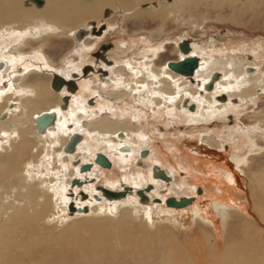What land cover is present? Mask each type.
<instances>
[{
    "label": "rangeland",
    "instance_id": "rangeland-1",
    "mask_svg": "<svg viewBox=\"0 0 264 264\" xmlns=\"http://www.w3.org/2000/svg\"><path fill=\"white\" fill-rule=\"evenodd\" d=\"M25 1L21 0L20 2L22 11H36L34 4H30L28 7L24 3ZM39 1L43 3V0ZM119 1H115L116 3L114 2L113 5L103 6L95 15L92 14L90 17L85 13V10L90 7H80L79 15L70 18L68 21L67 27L71 31L62 36L55 35V30H51L50 28H35L31 26V23L22 21L21 19L12 23L0 22V24H11L10 29L17 32L11 37L6 36V32L0 34V45H6L0 57L5 61H10L9 66L14 73H16L17 69L24 71L21 63L28 62L29 60H36L54 69L65 68L69 64L65 55L66 51H69L74 46L71 37L73 31L77 28H83L90 19L101 16L97 22L93 21L92 25L88 26L91 28L92 33L90 42L92 44L94 41V43L89 50L82 52L84 59H81V63L92 64L95 59L92 53L98 51L102 45L112 46V49H109L110 58L112 56L117 61L116 57L123 54L121 44H124L125 49L123 50L129 54V62L133 66L143 68L148 63L150 68L154 64L156 67H160L164 62L178 58L176 41L183 34H186L190 39L202 44L206 48V51L208 48H218L217 51L220 50L219 54H203L202 47L199 45L200 47L196 52L202 54L205 58L211 57L212 59L216 58L222 61L231 58L237 64L238 62L242 64L243 62H250L259 66L260 71L264 72V0H187L189 3H185V6L179 3L180 0H175L178 1V4L172 9L174 11L172 20H168L170 19L168 15L167 19L161 25L159 24V27L161 26L162 28L160 30L159 27H156L157 29L155 28L158 31L156 34L153 32L154 24H144L141 22L144 17H149L148 13L152 12L154 5L150 3L148 9L145 11L139 10L138 7L140 3L151 0H138L136 8L133 7L126 14L118 6ZM152 1L153 3H158L156 0ZM166 5L168 4L165 0H161L160 4L154 7V10L158 7H165ZM107 7L113 10L108 9L105 13L101 14ZM134 10L138 14H132ZM135 15L140 16H137L136 19L130 18L135 17ZM24 40L27 42L26 46L23 44ZM141 41H150L152 44L161 43L163 47L159 50L157 57H151L150 53H143L139 50ZM41 45L42 48L40 49ZM59 47L65 48L60 54L58 52ZM229 49H232V52L233 49L237 52L230 54L227 52ZM17 56H21L17 60L19 62L14 59ZM38 56H40V59H37ZM77 58L78 56H74L72 62L78 63ZM32 67L34 68V66H28L29 69ZM115 67L123 73V78L129 74L121 62L116 63ZM29 69L19 74L24 75ZM32 69V73L37 72V75L36 77L35 75L27 76V79L38 78L41 80L44 79L45 81L49 80L48 73L39 71L37 68ZM233 69L235 68L233 67ZM3 75H0V77H3ZM6 80L5 78L4 81ZM130 83H135V79H131ZM91 86L97 87L100 93L112 94L121 92V89H115L110 86L106 88L99 87L96 83H92ZM190 89L195 90L196 88L191 87ZM8 90H12V93L18 96L17 91L15 92L11 82H9L6 88L0 87V97L11 94ZM20 93H23V91H20ZM84 96L87 98V102L92 100L91 95L88 93H85ZM134 97L133 94H126L111 103V105L115 109H120L122 107L118 103L121 100H126L127 103L132 102L135 105L137 103L134 102ZM241 98L242 100H239L236 97L234 99L235 101L231 99L229 103L225 99L220 101L218 105L216 104V107L220 108L217 111L216 118H201V120L194 122L193 120L191 122L187 115H185L186 120L190 122L184 121L178 111L175 115L170 114L169 111L172 107L169 108L167 106L169 104L167 101L160 102L157 107L156 104H152L149 110H146V113L143 112L142 114L134 107L128 106L129 104L123 105L128 109L127 117L125 119L121 118L120 120L125 123H130L132 129L129 125L123 123H118V128H128L132 132L142 133L146 138V144H139V148H149L150 156L132 160L131 165H129V161L131 158H134V154L127 164H119L117 159H115L118 165L126 166V174L120 177H127L129 179V186H137L138 188H132L134 191L136 189L138 190L142 183L152 185L155 183L151 192L148 193V195L151 194V199L146 204H140L138 197L134 196V194H128L120 200H107L103 199L105 197L94 195L93 198L88 197L82 202L75 197L76 207L83 208L85 204L87 207L98 206L97 215L112 219L117 218L122 209L128 208L138 220L137 223L141 224L138 228L140 227L142 229L146 227L150 232L170 226L180 233L186 232L187 230L188 233H192L197 226H204L202 223L205 221L209 227L211 225L214 227L220 237L224 238L230 218L226 215L224 209H218L217 206H213V197L219 194H225L222 190L226 189L228 191L230 188L229 193L232 197L234 196L231 199L235 200V207L229 209V212L239 213L241 215L246 214L249 218H253L250 212L252 202L247 199L245 189H248L250 175L252 177L264 174V91L256 94L255 97L250 98L243 95ZM92 102L103 105L101 99H93ZM222 105H225V107L221 108L220 106ZM208 108L215 107H212L210 103L208 105L204 101L197 108L198 113L196 115L200 117L201 113ZM12 110V113L17 114V108H13ZM98 117L96 115L94 118L101 119ZM111 117L112 119L113 117L115 118V116ZM2 135L0 136V152H2L4 146L8 147L7 145H9L11 139L15 143L22 139V136L20 138L16 133L10 136L5 133ZM54 140L46 137H36L34 139L36 146L34 145L29 150L27 160L24 164V174L29 184L31 182H37V180L40 182L43 178L46 180L50 178L51 173H47V170L51 172V168H55L56 172H60L62 163L58 161V154L53 155V152L59 149L54 144ZM90 145L94 146L95 144L94 142L88 143V146ZM134 151L136 154L138 149H134ZM83 152H80L82 158L84 156ZM31 155H34L33 159ZM223 155L225 156L224 163H227L229 168L223 167L218 162L216 166L212 165L210 161L213 160V156L224 157ZM55 157L58 160H55ZM86 157V159L89 158L88 156ZM149 157H152L153 161ZM86 159H82V161ZM138 163L146 165L148 167L147 171H139L140 167H138ZM152 163H157V165L153 164L150 167ZM155 166L169 176V184H166L161 179L154 180V182L147 179L148 171ZM76 167L74 166L67 173ZM95 170V168L91 170L90 176L94 177L96 174L100 178L95 183L98 186L107 184L112 187L115 184L113 187H116L118 184L115 181L121 179L119 178V174H117L121 172L118 167H115L112 173H109L111 179L106 178L105 183L103 176L95 172ZM101 173H103L102 170ZM234 175L241 181L240 188L234 185ZM136 181H139V183H136ZM111 182L113 185L109 184ZM92 184L84 188L86 190L90 187L93 188ZM141 187L144 186L141 185ZM45 188H47L53 200L57 197L54 200L55 214L47 219L45 226L56 225V231L54 233L57 231L61 232L66 228L68 223L80 219L81 216L75 213L71 214L68 212L69 210H66V204L70 198L66 193V189L64 190L61 186H58L57 182L46 183ZM157 198L162 200V203H152V200ZM170 198L174 200L192 198L193 201L186 208L173 209L167 207L164 202V200L166 201ZM6 201H11V197H8ZM202 210H205L206 214ZM89 215L90 217L94 216L93 213ZM5 219L6 216H0V223ZM252 221L258 225V220L255 215ZM136 224L134 223V225Z\"/></svg>",
    "mask_w": 264,
    "mask_h": 264
},
{
    "label": "bare ground",
    "instance_id": "bare-ground-1",
    "mask_svg": "<svg viewBox=\"0 0 264 264\" xmlns=\"http://www.w3.org/2000/svg\"><path fill=\"white\" fill-rule=\"evenodd\" d=\"M115 1L119 0H43V3L39 0H26L24 2L26 6L29 7L30 4H34L36 8V11L32 10L28 12L21 10V0H0V22L12 23L21 19L22 21L31 23V26L35 28H50L51 30H55V35L62 36L71 31L67 27L68 21L70 18L79 15L80 7H90L85 10V13L90 17L92 14L95 15L103 6L113 5ZM178 1H169L165 7H158L155 10L153 7V10L151 9L152 12L148 13V16L151 20L158 19L162 23V21L167 19L168 14H173L174 11L172 9L177 6ZM180 1L179 3H182V6H185V3H189L187 0ZM137 4L138 0H122L119 1L118 6L126 14L133 7L136 8ZM132 14L138 13L134 10ZM137 16L139 15H135V17ZM10 25L8 23L0 24V34L6 32V36L11 37L17 33L10 29ZM160 29L161 26L159 27ZM23 44L26 46L27 42L24 40ZM84 45L86 46L85 43ZM5 48L6 45H0V55ZM41 48L42 45L40 46ZM157 49L158 47L154 48V50ZM194 53L198 54L201 59L197 66V78H201L202 81H208L212 74L216 72L221 74V78L216 81L213 90L206 91L204 98L200 99L197 96L200 92L197 89L191 90V87H187L186 83L183 82L185 80L179 82L182 75L178 74L180 75L179 77L176 74L168 72L165 66L158 70H147L144 67H139L142 76L137 79L136 83H141L144 79L153 77L155 79L154 93L167 94L171 99L174 98V94H180V99L185 95H190L194 101L198 102V105L194 106L195 108H199L204 100L210 101V105L214 107V104L218 105L220 103V98L218 99V97L224 96V94L226 102L229 103L231 99L235 101L236 97L242 100L241 97L243 95L251 98L264 91V72L260 71L259 66L250 62H243V64L238 62L237 64L231 58L226 61L216 58L212 59L211 57L205 58L202 54ZM19 57L21 56L14 57V59L17 61ZM37 59H40V56ZM66 59L67 61L71 60L70 57ZM0 63V75L1 73L4 74L3 77H0V81H3L5 78L8 79L7 82L5 81V84L3 83V88H6L9 82H11L12 87L18 94L17 96L12 93L0 97V116L5 114V118L0 119V136L4 133L9 134V136L16 133L20 138L22 136V139L16 143L11 139L9 145H7L8 147L4 146L2 152H0V216H6V219L0 223V264H264V174L252 177L250 175L248 189H245L247 199L252 202L250 212L253 218H249L246 214L241 215L229 212V209L235 207V200L231 199L234 196L230 195L229 187L228 191L226 189L222 190L225 194L213 197V206H217L218 209H224L226 215L230 218L224 238L220 237L214 227L212 225L209 227L205 221L202 223L204 226H197L192 233H188V230L180 233L170 226L150 232L146 227L142 229L138 228L141 224L137 223L138 220L128 208L122 209L118 217L112 219L97 215L98 206L87 207L86 204L83 205L87 209L85 213L78 211L82 207H77L75 214L80 215V219L68 223L63 231L54 233L56 225H45L47 224V219L55 214L54 200L57 197L53 200L51 194L45 188L46 183L57 182L58 186L68 191L73 176H79V179H81L79 181L85 180L80 178L82 174L78 172L77 167L67 173L65 179L60 176L58 177L59 173L67 168L66 162L70 159L72 160V158L67 159V157L63 156L62 152H64L63 147L70 134L75 131L73 127L69 126L67 128L66 126L69 120H72L73 113L69 111L70 117H67L60 110L61 95L50 88L49 80L45 81L38 78L27 79V76L31 74L35 75V77L37 75V72L32 73L31 69L33 67L29 69L28 66H34L33 69L37 68L38 70H42V68L43 70L45 68H48V70L54 68L36 60H29L28 62L21 63L24 71L29 69L26 74L21 75L19 73L24 71L17 69L16 73H14L9 66L10 61H5L0 57ZM12 74L18 75L9 79ZM113 75V77H117L115 81L121 80L119 78L121 74L117 70H113ZM127 79L125 82H128ZM162 83L163 87L158 89L157 87ZM134 89L135 87L132 91ZM20 91H23V93H20ZM14 96L16 97L14 98ZM140 99L142 100V98ZM155 99L153 97L156 103L159 104L161 102V100ZM168 107L172 106L168 105ZM220 107H225V105ZM13 108H17V114L12 113ZM218 109L220 108L216 106L215 108H208L201 113L198 120L201 118L206 119L207 117L216 118ZM197 110L194 109V112L196 113ZM45 111H53L58 116L57 122L55 120L54 125L50 126L44 135L46 133L55 134L54 144H57L59 149L53 152V155L58 154L57 157L61 161L62 166L59 173L55 171V168H51V172L47 170V173H51V177L47 180L43 178L40 182L37 180V182L29 184L24 174V164L29 150L35 145L34 139L36 137L44 138V135L38 133L36 130L35 117ZM194 112L191 113L193 114ZM191 113L187 112L186 115L191 122L192 120L194 122V117ZM118 123H112L107 118L85 119L84 124L86 128L84 125L81 127L88 137L91 138V134H95V145L88 146L86 138H82L80 144L78 143L77 145L79 152L86 150L81 148L82 144L86 145L85 148H88V156L93 159L101 143L106 142V146H108L107 150L111 154L117 153L116 158L118 163L127 164L133 154H135V151L132 148L124 147V139L129 140L132 138L133 141L131 140V143L135 144V137L136 135L139 137L140 134L125 128L119 129ZM94 128H98V130ZM121 131H123L124 136L119 133ZM116 134L124 138L115 137ZM105 154L113 157L107 152ZM31 156L33 159L34 155ZM86 158L84 155L82 159ZM212 158L213 160L210 161L212 165L216 166L218 162L223 167L229 168L227 163H224L225 156H213ZM88 161L89 158L84 160V162L89 163ZM93 168L101 172L98 167L94 166ZM90 172H88V175H84L87 179L91 178ZM147 177L149 181L158 180L156 177L153 178L151 168L148 171ZM233 180L234 185L240 188L241 181L239 178L234 175ZM128 181L127 177H122L119 181H115V183L123 187L124 184H128ZM136 183H139V181H136ZM165 183L169 184L170 181ZM109 184L113 185L112 182ZM146 196L148 197L146 202H148L151 199V194H146ZM8 197H11V201L9 202L6 201ZM121 198H124V196ZM121 198L112 199L120 200ZM190 201L191 204L193 199L191 198ZM146 202L140 201L139 203L146 204ZM153 203L159 204L160 200L159 202H154L153 200ZM190 204L181 207H172L167 204L166 206L173 209H183ZM202 211L206 214L205 210ZM91 213L94 214L93 217H90L89 214ZM254 215L257 217L258 225L252 221ZM134 223L138 225L136 224V226Z\"/></svg>",
    "mask_w": 264,
    "mask_h": 264
},
{
    "label": "flooded vegetation",
    "instance_id": "flooded-vegetation-1",
    "mask_svg": "<svg viewBox=\"0 0 264 264\" xmlns=\"http://www.w3.org/2000/svg\"><path fill=\"white\" fill-rule=\"evenodd\" d=\"M156 1H158V3H153V1L151 0V1H146V2H142V3H140L139 5H138V7H139V10H141V11H145L146 9H148V5L151 3V4H153L154 5V7H156V6H158V4H160V1L161 0H156ZM169 1H173V0H165V2L168 4V2ZM165 4V3H164ZM108 9H111V10H113L112 8H109V7H107V8H105L103 11H102V13L101 14H103V13H105ZM114 12V11H113ZM176 14V13H175ZM169 15V18L170 19H168V20H172L171 18L173 17V15L174 14H168ZM140 16V15H139ZM142 16V15H141ZM101 17V16H100ZM100 17H98V18H92V19H90V21L89 22H87L84 26H83V28H78V29H75L74 31H73V33H72V39H73V43H74V46L72 47V48H70V50L69 51H66V57H68V55H69V57H70V61L68 60L67 62L69 63L65 68H61V69H59V68H55L56 70H54V69H50V70H48V68H45V70H43V68H42V70H39V71H42V72H45V73H47L48 72V74H49V81H50V88H51V79H52V76L54 75V74H58V75H60L61 77H63L65 80H68V79H73V82L76 84V87H77V90L75 91V92H68L67 90H66V88L65 87H62L60 90H58V91H56V90H53L52 88V90L54 91V92H56V93H59L60 95H61V98H62V96H64L65 94H68L69 95V97H70V99H69V101H68V105H67V107H66V109L65 110H61L67 117H70L69 116V114H68V112L69 111H71L72 113H73V116H72V120H69V122L66 124V126H67V128H69V126L70 127H73V129H75V131L74 132H78V133H80L81 135H82V138H86V141L88 142V143H93L94 142V140L96 139V137H95V134L94 133H92L91 134V138L90 137H88L87 135H86V133H84L85 131H83V129H82V127L81 126H83L84 125V127L86 128V126H85V119H87V118H94V117H96V115H98L99 117L98 118H107L108 120H110V122H115V123H118L119 122V124H125V125H129L130 127H131V125H130V123H125V122H122L120 119L121 118H126L127 117V107H125V106H123V105H126V104H129L128 106H132V107H134L139 113H146V110L148 111L149 110V107H151L152 106V104H156V107H157V105H159L158 103H156L154 100H153V97H154V99L155 100H157V99H160L161 100V102H163V101H167V102H169L170 104H168L169 106H172V108H170V114H173V115H175L176 113H177V111L182 115V117H183V119H184V121H186V122H190V121H187L186 120V113L187 112H189V113H191V112H194V110L192 111V110H189V106L191 105V104H193L194 106H196V104L198 105V102L197 101H194L193 99H192V97L190 96V95H185L182 99H180L179 97L181 96L180 94H174L173 96H174V98H170V97H168V95L167 94H159V93H154V82H155V79L153 78V77H151V78H146V79H144L141 83H136V81H137V79L138 78H140L141 76H142V74L140 73V71H139V67H136V66H133L130 62H129V54L127 53V52H125L123 49H125L124 48V44H121V47H122V52H123V54L122 55H119L118 57H116V60L117 61H115L114 60V58L111 56V58H110V48L112 47L111 45H102V46H107V49H105L104 51L101 49V47L102 46H100L99 47V50L98 51H95V52H93L92 54H93V57L95 58L94 59V62H92V64L91 63H81V59H84V56H82V52H85V51H87V50H89L92 46H93V43H94V41H93V43L91 44V42H90V37L92 36V33H91V28L90 27H88L89 25L91 26L92 25V23H93V21H95V22H97L98 20H99V18ZM130 18H132V19H136L137 17H130ZM142 23H144V24H154L155 26H154V29H153V32H154V34H156L158 31L156 30L157 28L156 27H159V24L161 25V21H158V19H154V20H151V18L150 17H144V19L141 21ZM164 21H162V23H163ZM167 23V22H166ZM156 28V29H155ZM162 28V27H161ZM96 40H97V38H96ZM184 40H187L188 41V46H189V48H190V51H189V53L187 54V55H195V56H197L198 58H199V61H198V64H199V62H200V57L198 56V54H196V53H194V52H196V50H198L199 49V45H201V47H202V50H203V54H212V53H215V54H219L220 53V50H218L217 51V49L218 48H208L207 49V51H206V48L202 45V44H200V43H198L197 41H195V40H192V39H190L186 34H183L177 41H176V45H177V48H178V44L180 43V42H182V41H184ZM194 42V43H193ZM84 43L85 44H88V45H84ZM196 43V44H195ZM198 44V45H197ZM151 45V46H150ZM153 46V47H152ZM154 47H159L157 50H154ZM163 47V45L161 44V43H156V44H152L150 41L148 42H146V41H141V47H140V49L139 50H141L143 53H150V56L151 57H157V55H158V52H159V50L161 49ZM145 48V49H144ZM64 49L65 48H63V47H59V49H58V52H59V54L61 53V52H63L64 51ZM112 49V48H111ZM144 49V50H143ZM151 49V50H150ZM221 49V48H220ZM114 50V49H113ZM232 49H229L227 52L228 53H230V54H234L235 52H237L236 50H234L233 49V52L231 51ZM155 53V54H154ZM154 54V55H153ZM177 54H178V58L177 59H175V60H173V61H176V60H180V59H182V58H184V56H186V54H184V53H182L180 50H179V48H178V50H177ZM98 55H100V57L98 56ZM74 56H78V58H77V60H78V63H73L72 62V58L74 57ZM248 58H250L249 56H248ZM106 61H110L111 62V64H107V62ZM80 62V63H79ZM119 62H121V64L124 66V68L126 69V70H128V72H129V74L127 75L128 76V79H127V81L128 82H125V79L127 78V76L125 77V78H123L122 76H123V73L122 72H120V71H118L117 69H116V63H119ZM168 61H166V62H164V64L162 65V66H160V67H156L155 66V64H154V66H152L151 68L149 67V65H148V63L146 64V67H144V69H147V70H158V69H160V68H162V67H164L165 66V69L167 68L166 67V63H167ZM85 65H89V66H91V70L90 71H88L85 75L82 73V68H83V66H85ZM70 67V68H69ZM112 67V68H111ZM111 69V70H110ZM5 70V69H4ZM113 70L115 71V70H117V72L118 73H120L121 74V80L120 81H115L116 80V78L117 77H113L114 75H113ZM168 72H170V73H173V74H176V73H174V72H172V71H170L168 68L166 69ZM197 70H198V67L194 70V76H192V78H191V80L190 79H186V77H182L181 76V78H180V80H179V82H181V81H183V80H185V81H183V82H185L186 83V85L187 86H189V87H194V88H196L198 91H200L199 93H198V97L200 98V97H202V98H204L205 97V92L207 91V92H209V91H212L213 90V88H214V86H215V83H216V81L219 79V78H221V74H219V77H218V79H216L215 81H214V83H213V87H212V89L211 90H204L205 88H204V86H205V84H207L209 81H210V78L211 77H209V80L208 81H202V79L201 78H197L196 77V72H197ZM47 71V72H46ZM50 71H52V72H50ZM104 71L106 72V74H104ZM112 72V73H111ZM132 72V73H131ZM217 73V72H216ZM134 74V75H133ZM1 75H2V73H1ZM16 74H14V75H12L9 79H12V78H14V76H15ZM32 75V74H31ZM30 75V76H31ZM67 75V76H66ZM133 75V76H132ZM176 75H178V74H176ZM33 76V75H32ZM73 76H75V78H73ZM179 77H180V75H178ZM43 77V76H42ZM44 78V77H43ZM135 79V83H130L131 82V79ZM124 81H123V80ZM8 80V79H7ZM7 80H6V82H7ZM168 80L169 81H171V79H169L168 78ZM202 81V82H201ZM4 80L3 81H0V84H1V86L0 87H4V84L6 83ZM146 82V83H145ZM168 82V81H167ZM4 83V84H3ZM92 83H96V84H98L99 85V87H104V88H106L107 86H110V87H112V88H115V89H121L120 91L121 92H118V93H112V94H107V93H100L98 90H97V87H92L91 86V84ZM141 84V85H140ZM133 85V86H132ZM203 85V86H202ZM135 87V89L132 91V89ZM163 87V83L162 84H160L157 88L159 89H161ZM185 87V86H184ZM137 88V89H136ZM144 89V90H143ZM203 89V90H202ZM152 90V91H151ZM8 92L9 93H11L12 94V90H8ZM85 93H88L89 95H91L90 97L92 98V100L91 101H93V99H101V102H102V104L103 105H98L97 103H93L92 105H89L88 103H87V98H85V96H84V94ZM79 94V95H78ZM126 94H133L135 97H134V102H136L137 104H133L132 102H129V103H127V101L126 100H121L119 103H118V105H120V107H122V108H120V109H115V107H113L112 105H111V103H113L114 101H116V100H118V99H120L122 96H124V95H126ZM159 94V95H158ZM115 96V98H113ZM197 97V98H198ZM225 97V96H224ZM140 98H142V100L140 99ZM220 97H218V99H219ZM136 99V100H135ZM144 99H145V101H144ZM150 99V100H149ZM217 99V100H218ZM81 100V101H80ZM172 100V101H171ZM220 100V99H219ZM140 101V102H139ZM144 101V102H143ZM148 101V102H147ZM205 102H207L208 103V105H209V103H210V101H206V100H204ZM221 101V100H220ZM212 103V102H211ZM61 105V104H60ZM167 105V106H168ZM71 106V107H70ZM78 106V107H77ZM216 106V104H214V107ZM77 107V108H76ZM208 107V106H207ZM206 107V108H207ZM75 108V109H74ZM72 109V110H71ZM168 109V108H167ZM167 109H165V110H167ZM194 109L196 110L197 109V107L195 108L194 107ZM204 110H205V108H203ZM191 111V112H190ZM87 112H88V114H87ZM198 112H194L192 115H193V117H194V121H196V120H198V116L196 115ZM87 114V115H86ZM91 116H90V115ZM94 114V115H93ZM100 114V115H99ZM89 115V116H88ZM111 116H115V118L113 117V119H112V117ZM195 117H197L196 119H195ZM136 118H138V117H136ZM77 119V120H76ZM79 119V120H78ZM204 119V118H203ZM57 120H58V116L56 115V122H57ZM199 120H201V119H199ZM78 122V123H77ZM72 124V125H71ZM81 127V128H80ZM49 128V127H48ZM47 128V129H48ZM46 129V130H47ZM94 129H96V128H94ZM125 129H128V128H125ZM131 129H132V127H131ZM96 130H98V128L96 129ZM128 130H130V129H128ZM131 131V130H130ZM96 132H98V131H96ZM120 134H122V136H124L123 135V131H121V132H119ZM47 134V135H46ZM45 135H44V137H46V138H51V140H54V136H55V134H48V133H46ZM93 135H94V137H93ZM115 137H118V138H120V139H123L124 137H120V135L119 134H116V136ZM114 137V138H115ZM131 140L133 141V139L132 138H130L129 140H125L124 139V141H125V144H123V145H125L124 147H126V148H132V149H138V152L136 153V154H134V158H131V160L129 161L130 163H129V165H131V163H132V160H136L137 158H140V159H143V158H147L148 156H150V149L149 148H143V147H141V148H139V144L140 145H145L146 144V138H145V136H143V134L142 133H140V136L139 137H137V135H136V137H135V144H133V143H131ZM82 141V140H81ZM79 144H80V142H79ZM57 145V144H56ZM78 145V144H77ZM77 145H76V148H75V151L73 152V153H69V154H66V153H64V152H62L63 153V156H65V157H67V159H70V158H72V161H70V162H66L67 164V168L66 169H64L61 173H59V176L61 177V178H64L65 179V175H66V173L70 170V169H72L74 166H77V168H78V172L79 173H81L82 174V177H80V178H83V179H85V180H83V181H80L81 182V185L80 186H77V185H71V183H70V188L68 189V191L66 190V193H67V195H69L70 196V198L68 199V204H67V208H66V210H68V206H69V204H70V202H72L73 204H74V207L76 208V210L73 212V213H71V214H74L76 211H77V207H76V203H75V197H77V199L80 201V202H82V201H85L88 197L90 198H93L94 197V195H97L98 197H104V195L102 194V192L98 189L99 187H103V188H105V189H107L108 191H113V192H119V191H122L123 190V187L121 186L120 187V185H117L116 187H111V186H109V185H107V184H105V185H96L95 183H96V181H98V180H100V178H98L97 176H96V174H95V176L94 177H91V178H86L84 175H88V172L89 171H91L92 170V168L94 167V166H96V167H98L100 170H102V172L103 173H101L100 171H96L95 170V172H97L98 174H100L101 176H103V178H104V183H105V179L107 178H109V179H111L110 177H109V173H112V171L114 170V168L115 167H118V169H119V171H121L120 173H117V174H119V178H121L120 176L121 175H123V174H126V166H124V165H118V163L116 162V160L115 159H117V158H114V157H116V155H117V153L115 152V153H113V154H111L112 156L114 155V157H110V156H107L106 154H105V151L107 150V147L108 146H106L107 144H106V142H102L101 143V145L99 146L100 148H98V151H96V153H95V155L96 154H102V155H104L109 161H110V163H111V166H110V168H103V167H101V166H99L98 164H96L95 162H94V158H95V156L93 157V159L91 158V157H89L88 156V148H85L86 146L85 145H81V148H83V149H86V150H84V155L85 156H88L89 157V159H91V161H89V163H87V162H84V161H82V156L80 155V152H79V150H78V148H77ZM58 146V145H57ZM104 146H106V147H104ZM79 147V146H78ZM103 147V148H102ZM111 150H113V149H111ZM141 150H147V154H146V156H141L140 155V152H141ZM107 153H109V151L107 150L106 151ZM149 159L150 160H152V157H149ZM56 160H58V159H56ZM71 160V159H70ZM58 161H60V160H58ZM153 161V160H152ZM75 162V163H74ZM84 164H90V168H89V170H86V171H81L80 170V167L82 166V165H84ZM153 164H156L157 165V163H152L151 164V166L150 167H152L153 166ZM121 167H124V168H120ZM138 167H140V170L139 171H147V166L146 165H144L143 163H138ZM156 167V166H155ZM154 168V167H153ZM153 168L151 169V174H152V176H153V178H155V176H154V174H153ZM65 171V172H64ZM94 172V173H95ZM84 173H87V174H84ZM116 174V175H117ZM58 176V177H59ZM118 176V175H117ZM116 177V176H115ZM131 177V176H130ZM73 179H77V180H81V179H79V176H73L72 177V180ZM156 179H159V178H157L156 177ZM71 180V181H72ZM154 182V181H153ZM93 183V184H92ZM93 185V188H89L88 190H86L84 187L85 186H88V185ZM141 185L142 186H144V187H141ZM148 184H144V183H142V184H140V188L138 189V190H144L145 188H146V186H147ZM149 185H151L152 186V188L149 190V191H145L144 190V194H145V196H146V194H148V193H150L151 192V190L153 189V186L155 185V183H154V185H152V184H149ZM123 186H128L130 189H129V191L128 192H126L125 193V195H124V197H126V195L127 194H134V196H136V197H138L137 196V194H136V192L138 191L137 189V191L136 192H134V190L132 189V188H138L137 186H129L128 184H124ZM72 189V190H71ZM93 189H94V193H93ZM75 191V192H74ZM92 192V193H91ZM165 192V191H164ZM85 195V198H81L82 197V195ZM74 197V198H73ZM147 197V196H146ZM148 198V197H147ZM103 199H106V198H103ZM158 199V198H157ZM138 200H139V197H138ZM154 200V199H153ZM152 200V201H153ZM138 202H140V200L138 201ZM164 202L166 203V201L164 200ZM153 203V202H152ZM160 203H162V200H160ZM159 203V204H160ZM155 204V203H154ZM69 212V211H68Z\"/></svg>",
    "mask_w": 264,
    "mask_h": 264
},
{
    "label": "water",
    "instance_id": "water-1",
    "mask_svg": "<svg viewBox=\"0 0 264 264\" xmlns=\"http://www.w3.org/2000/svg\"><path fill=\"white\" fill-rule=\"evenodd\" d=\"M178 48L179 50L186 54V56H184V58L180 59V60H169L166 63V67L176 73V74H180L182 76L188 77V78H192L194 70L197 68L198 66V57L195 55H187L190 51V48L188 46V41L184 40L182 42H180L178 44ZM101 49L104 51L105 49H107V46H102ZM100 57V55H98ZM107 64H111L110 61H106ZM1 66V63H0ZM92 68L89 65H85L82 68V73L85 75L88 71H90ZM104 74H106V72L104 71ZM219 77V73H214L212 74L210 81L205 84L204 88L205 90H211L212 85L214 83V81L216 79H218ZM73 78H75V76H73ZM62 87H65L66 90L68 92H75L77 90L76 84L73 82V79H68L65 80L63 77H61L58 74H54L52 76L51 79V88L53 90H60ZM70 97L68 94H65L64 96H62L61 98V105H60V109L61 110H65L67 105H68V101H69ZM225 97L222 95L220 96V100H224ZM89 105H92V101L89 100L87 102ZM189 110H194V105L191 104L189 106ZM5 118V114H2L0 116V119H4ZM56 120V113L53 111H45L40 113L39 115H37L35 117V127L38 133L40 134H44L46 129L50 126H53ZM82 140V135L78 132H73L72 134H70L67 142L65 143L63 150L66 153H73L75 151L76 145L81 142ZM147 154V150H141L140 155L141 156H146ZM94 162L104 168H110L111 163L110 161L102 154H96L95 158H94ZM75 163V162H74ZM90 168V164H84L80 167L81 171H86L89 170ZM153 174L155 177L160 178L162 180H164L165 182H169L170 179L169 177L164 173L163 170H161L158 167H154L153 168ZM81 184V182L77 179H73L71 181V185H77L79 186ZM152 188L151 185H147L146 188L144 189L145 191H149ZM102 194L108 198V199H112V198H121L125 195L126 192L129 191V187L128 186H123V190L119 191V192H113V191H108L107 189L103 188V187H99L98 188ZM144 190H138L136 192L137 196L139 197L141 202H146L147 197L144 194ZM82 199L85 198V195L83 194ZM154 202H159L158 199H154ZM190 198H180L179 200H174L173 198H170L167 200L166 204L168 206H172V207H181L187 204H190ZM68 210L70 213H73L76 208L74 207V204L72 202H70L69 206H68ZM78 211H82V212H87V209L84 207L82 209H78Z\"/></svg>",
    "mask_w": 264,
    "mask_h": 264
}]
</instances>
